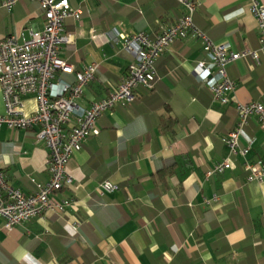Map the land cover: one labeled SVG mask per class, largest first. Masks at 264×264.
I'll return each instance as SVG.
<instances>
[{"label": "crops", "instance_id": "crops-1", "mask_svg": "<svg viewBox=\"0 0 264 264\" xmlns=\"http://www.w3.org/2000/svg\"><path fill=\"white\" fill-rule=\"evenodd\" d=\"M2 1L0 39L43 28L35 0H17L9 11ZM192 1L196 31L215 43L228 41L233 51L258 53V61L246 56L227 65L236 83L229 102L217 101L197 76L200 62L208 64L200 36L190 31L176 38L156 59L152 87L138 86L131 103L105 111L96 122L99 132L72 153L71 183L52 198L73 203L62 213L46 211L9 229L0 216V264H264V181L247 180L242 155L230 153L221 140L236 126V102L264 105V49L256 18L251 0ZM69 3L81 15L64 20L68 41L61 56L77 68L98 66L77 100L82 107L125 75L133 55L119 34L155 37L186 12L179 0ZM22 106L32 112L35 96H22ZM35 135L36 127L0 126V171L25 193L36 189L31 179L49 177L48 150ZM249 141L246 159L264 161V126L256 115L239 136L241 146ZM223 159L231 168L208 176ZM105 179L118 188L102 192Z\"/></svg>", "mask_w": 264, "mask_h": 264}, {"label": "built area", "instance_id": "built-area-1", "mask_svg": "<svg viewBox=\"0 0 264 264\" xmlns=\"http://www.w3.org/2000/svg\"><path fill=\"white\" fill-rule=\"evenodd\" d=\"M16 1L3 0L2 6L9 11ZM35 1L43 13V28L30 31L28 36L20 33L0 39V87L5 103V112L0 114V126L36 127V140L43 141L48 150L49 177L45 182L31 179L36 189L33 193H25L11 185L0 171V216L6 229L46 211L62 213L73 203L72 198L61 201L52 198L56 191L71 183L67 163L72 153L81 149L89 135L99 132L96 122L105 111L118 104L131 103L138 86L152 87L156 59L176 38L190 31L200 36L208 64L204 60L200 62L203 68L197 76L221 104L229 102V93L236 87V83L227 76V65L246 56L255 61L259 59L256 50L233 51L228 41L215 43L196 31L192 24L194 1L179 0L186 12L155 37L143 31L119 34L118 40L123 49L133 55L125 75L105 96L82 107L77 100L82 96L84 87L94 79L98 66L92 62L77 68L61 56V45L68 41V36L63 33L64 20L67 17L79 19L81 9H72L69 0ZM250 8L259 29L260 48L264 49V5L258 0H251ZM63 75H71L73 80H66ZM28 94L36 99V108L32 112H25L22 106V96ZM235 110L238 115L236 126L221 140L230 153L242 155L247 180L262 182L264 161L247 160L251 141L241 146L239 136L251 115H256L264 126V105L253 101L236 102ZM71 120L73 123L69 126ZM229 168L231 163L223 159L207 175L223 173ZM100 188L102 192L113 191L118 186L105 179Z\"/></svg>", "mask_w": 264, "mask_h": 264}, {"label": "trees", "instance_id": "trees-1", "mask_svg": "<svg viewBox=\"0 0 264 264\" xmlns=\"http://www.w3.org/2000/svg\"><path fill=\"white\" fill-rule=\"evenodd\" d=\"M174 22H175V21H174ZM174 22H173V23H174ZM173 23H172V24H173ZM70 76H71V75H70ZM68 80H69V79H68ZM248 119H249V118H248ZM247 121H248V120H247ZM244 126H245V125H244ZM256 161H257V160H256Z\"/></svg>", "mask_w": 264, "mask_h": 264}]
</instances>
